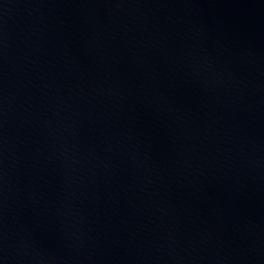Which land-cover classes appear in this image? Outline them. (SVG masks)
Listing matches in <instances>:
<instances>
[{"label": "water", "instance_id": "1", "mask_svg": "<svg viewBox=\"0 0 264 264\" xmlns=\"http://www.w3.org/2000/svg\"><path fill=\"white\" fill-rule=\"evenodd\" d=\"M0 264H264V0H0Z\"/></svg>", "mask_w": 264, "mask_h": 264}]
</instances>
